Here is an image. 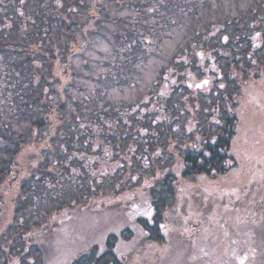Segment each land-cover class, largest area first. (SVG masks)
I'll return each mask as SVG.
<instances>
[{
    "label": "trees",
    "instance_id": "obj_1",
    "mask_svg": "<svg viewBox=\"0 0 264 264\" xmlns=\"http://www.w3.org/2000/svg\"><path fill=\"white\" fill-rule=\"evenodd\" d=\"M263 84L264 0H0V264H55L75 237L70 264L160 248L182 187L238 171L241 138L264 217V126L242 127Z\"/></svg>",
    "mask_w": 264,
    "mask_h": 264
},
{
    "label": "rangeland",
    "instance_id": "obj_2",
    "mask_svg": "<svg viewBox=\"0 0 264 264\" xmlns=\"http://www.w3.org/2000/svg\"><path fill=\"white\" fill-rule=\"evenodd\" d=\"M176 36L180 39L181 34ZM88 48L76 56L74 59L76 63L87 56L93 57L91 60H94L97 51L107 50V46L100 42L91 49ZM172 48V43L165 44L163 53L168 54ZM159 64L160 61H155L147 65L143 73L142 85L139 83L134 90H124L120 98L125 101L134 100L141 88L146 87L152 80ZM118 96L113 95V98H118ZM248 99L250 104L245 106L246 119L242 127L245 130L256 131L257 128L264 126V84L255 95L248 96ZM243 132L242 129L241 134ZM249 138L254 143L256 142L253 137L249 136ZM243 142L241 138L234 145L239 152L241 151L243 166L238 171H232L224 177L197 180L192 188L182 187L177 205L174 206L176 208L168 213V218L176 225L171 230L165 225L166 240L164 243L166 244L161 246L162 248L152 247L149 253L143 254L145 246L139 248V243L135 240L138 238L135 236L128 244L118 249L122 264H264V241L262 239L264 235L255 236L254 231L262 229L264 217L261 214L263 211L259 208L261 205H246L249 190L246 189L248 184L245 177L249 170H247L248 165L241 148ZM259 173L258 169L254 172L255 175ZM135 213L145 215L149 218V222H152V211L143 205L138 206ZM183 223L188 227L184 234ZM191 223L194 227L197 226L198 232L192 229L189 225ZM99 233L95 235L99 236ZM72 236L74 238L73 234L70 237ZM70 240L72 246L68 251L60 248V250L50 252L49 255H53L52 258L60 256L63 260H58L55 264H70L72 257L77 253L80 238L75 237ZM246 240L247 244L251 243L252 248L246 249L245 245V250H243L240 244L241 241ZM91 243L93 242L89 243V249L92 248ZM55 245L57 246V242ZM102 249L103 247L100 251ZM47 258L50 260L48 255Z\"/></svg>",
    "mask_w": 264,
    "mask_h": 264
},
{
    "label": "snow or ice",
    "instance_id": "obj_3",
    "mask_svg": "<svg viewBox=\"0 0 264 264\" xmlns=\"http://www.w3.org/2000/svg\"><path fill=\"white\" fill-rule=\"evenodd\" d=\"M197 87H200V85H197Z\"/></svg>",
    "mask_w": 264,
    "mask_h": 264
}]
</instances>
